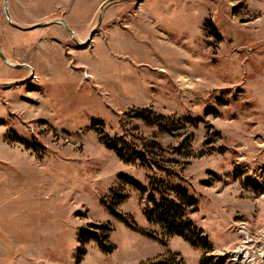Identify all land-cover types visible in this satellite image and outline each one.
<instances>
[{"label":"rangeland","instance_id":"rangeland-1","mask_svg":"<svg viewBox=\"0 0 264 264\" xmlns=\"http://www.w3.org/2000/svg\"><path fill=\"white\" fill-rule=\"evenodd\" d=\"M104 1L7 0L9 23L0 0L2 52L28 66L0 59V264H200L146 220L155 179L197 201L186 216L213 262L264 264V0ZM102 136L164 170L123 163ZM91 225L110 228L108 252L78 244Z\"/></svg>","mask_w":264,"mask_h":264},{"label":"trees","instance_id":"trees-1","mask_svg":"<svg viewBox=\"0 0 264 264\" xmlns=\"http://www.w3.org/2000/svg\"><path fill=\"white\" fill-rule=\"evenodd\" d=\"M210 32L211 36L219 39L216 29L213 26H211ZM133 115L134 117L144 121L146 124L157 125L160 129L167 132L166 126L161 123L165 120L163 116H156L147 110L136 111ZM152 116H154V118H151ZM95 125L102 126L103 124L101 122L93 121L92 126ZM99 133L102 134V132ZM100 140L103 141L106 149L112 151L123 163H139L140 166H145L150 170L153 168L159 171L164 170L159 157L149 156L144 152L130 148L123 138H109L107 136H102ZM154 147L160 149L158 144H154ZM122 180L139 191L142 195L148 192L132 179L122 177ZM156 195H158L159 200H156ZM120 199L124 200L126 199V196H123ZM147 200L151 202V207H147L145 209L144 216L149 223L160 226L168 236L182 238L191 247L201 248L204 251V254L200 264H220L219 262H213L212 257L206 256V254L212 250L211 244L207 241L203 232L196 228L192 221L186 216L187 209H193V211H196L197 201L191 197L185 189L180 187L167 188V186H165L161 181H157L155 179L150 183V192H148ZM120 201L117 200L115 204H118ZM108 212L124 225L135 229L134 225L118 214L112 206L108 207ZM89 229H100L104 232V236L102 238L99 237L96 232L83 229L78 235V244L80 247H83L86 243L93 241L98 245L101 251L108 252L111 246H106L102 241L107 237L110 228L108 226L91 225ZM78 254L83 255L84 250H79Z\"/></svg>","mask_w":264,"mask_h":264},{"label":"water","instance_id":"water-1","mask_svg":"<svg viewBox=\"0 0 264 264\" xmlns=\"http://www.w3.org/2000/svg\"><path fill=\"white\" fill-rule=\"evenodd\" d=\"M115 1H123V2H124V1H133V0H106V1H104V2L102 3V5H101V10L103 9V7H104L106 4L113 3V2H115ZM2 2H3V12H4V15H5L7 21H8L9 23H11L10 15H9V12H8V3H7V0H2ZM101 18H102V15L99 14V15H98V19H97V24H96L95 28H93V29L91 30V32H90V34H89V38H88L87 43L90 42L91 39L93 38V36L96 34V29H97V27L99 26V24H100V22H101ZM55 22H57V23H61L62 26L64 27V29L66 30V32L69 34V36H70V38L72 39V41H73L74 43H76V44H79L78 40H76V38L74 37V34H73L72 30L68 27V25L66 24V22H65L64 19H58V20L55 21ZM46 25H47L46 23H38V24H34V25H32L31 27L24 28L23 30H25V31H30V30H34V29H36V28L45 27ZM0 59H1L4 63H6V64H8V65H10V66H12V67H14V68H22V67H26V68H28V66L25 65V64H14V65L11 64V63L7 60L6 56L3 54L1 44H0Z\"/></svg>","mask_w":264,"mask_h":264},{"label":"bare ground","instance_id":"bare-ground-1","mask_svg":"<svg viewBox=\"0 0 264 264\" xmlns=\"http://www.w3.org/2000/svg\"><path fill=\"white\" fill-rule=\"evenodd\" d=\"M244 244H245V243H244ZM237 252H238V251H237ZM237 252H236V253H237Z\"/></svg>","mask_w":264,"mask_h":264}]
</instances>
